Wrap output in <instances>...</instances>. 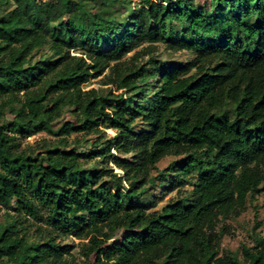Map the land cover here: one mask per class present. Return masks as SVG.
Wrapping results in <instances>:
<instances>
[{"label": "trees", "instance_id": "obj_1", "mask_svg": "<svg viewBox=\"0 0 264 264\" xmlns=\"http://www.w3.org/2000/svg\"><path fill=\"white\" fill-rule=\"evenodd\" d=\"M89 1L0 0V204L17 213L0 264H264L259 236L220 253L221 222L264 198V0H140L125 15ZM156 43L193 57L162 60ZM106 70L120 93L82 87ZM101 127L116 131L101 148L69 146ZM41 132L60 138L22 148ZM157 183L177 196L150 210Z\"/></svg>", "mask_w": 264, "mask_h": 264}, {"label": "rangeland", "instance_id": "obj_2", "mask_svg": "<svg viewBox=\"0 0 264 264\" xmlns=\"http://www.w3.org/2000/svg\"><path fill=\"white\" fill-rule=\"evenodd\" d=\"M47 1V0H42ZM199 4H204L207 0H197ZM98 7L105 6L104 2L110 3V7L115 9L116 12H119L123 15L126 14L127 10H131L139 5L140 0H96ZM90 7H93L95 5V1L90 0ZM12 7V4L10 5V8ZM3 13V10L0 9V14ZM104 48H107V45H103ZM155 51L154 55L157 58H160L162 60H166L169 62H187L190 60L193 55L191 52L183 51V52H173L166 48V46L162 43H156L155 44ZM72 54H82L81 50H73ZM135 52H131L127 54L124 57V60H131L134 56ZM148 56H145L143 61L148 60ZM109 70H106L102 75H99L97 77L92 78L88 83L84 84L82 87L85 90H89L92 88H95L96 90H99L103 94H107L108 92H113L114 94H118L121 92L117 91L116 85L113 84H107V78L106 76L109 74ZM229 110V113L232 114V111H230L232 108L231 106H228L226 108ZM72 116V109L67 108L65 109V118H70ZM60 126H56L54 130L57 132L59 130ZM145 126L138 124L136 126L137 129H142ZM102 134H71L68 137L69 146H77L79 150L83 152H88L94 148H101L104 146V142L106 140H109L116 136V131L114 129H105L104 127H101ZM102 135L101 139L96 143V139ZM60 138V136L56 134H49L46 132H41L36 135L30 136L24 140H22V148H36L42 145V143L46 142H55ZM96 144V147H95ZM99 144V145H98ZM111 153L116 156L118 155L117 151L112 149ZM120 157L123 158H129L131 159L133 157L132 154L124 155L119 154ZM112 160V158H111ZM173 160H176L175 157L168 156L160 161L158 164V169L152 171V175L155 176L158 174L159 171L165 169L170 162ZM98 162V161H97ZM100 166L99 164L91 163L89 166ZM107 166L113 170L115 173H122L120 169H118L112 161H109ZM124 185L127 187L128 183H124ZM182 190L191 191L192 185L189 183L187 185H183L180 187ZM149 195H152L156 198V203L151 205L150 210L160 209L162 206H164L170 198L177 196V189L172 191H164L163 187H160V183H157L156 186L152 187L150 186L149 189ZM149 195L145 196L144 199L149 197ZM264 198L262 195L257 196L256 199L253 202H250V197L247 200L246 208L245 210L237 217L230 218L227 220H224L221 222V225L223 223H227L231 225L230 235H225L224 238L221 241L220 246V253L221 254H228L233 253L237 254L241 257L242 248L243 246H252L254 245V237L259 236L261 238H264ZM257 206V208H256ZM8 215L15 216L17 213L13 211L12 209L1 205L0 204V223H3L5 220L8 219ZM29 221H32L29 219ZM28 224V223H27ZM38 223H35L37 225ZM35 225L30 226V235L31 237H35L36 233L35 231ZM64 244H75L77 246L73 253L75 256H77L78 261L82 260V257L79 255V243L81 240L77 239L74 236H68V237H62L59 239ZM86 241V240H85Z\"/></svg>", "mask_w": 264, "mask_h": 264}]
</instances>
